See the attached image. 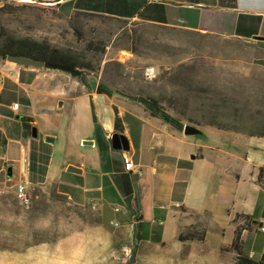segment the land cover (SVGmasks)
<instances>
[{
	"label": "rangeland",
	"instance_id": "obj_1",
	"mask_svg": "<svg viewBox=\"0 0 264 264\" xmlns=\"http://www.w3.org/2000/svg\"><path fill=\"white\" fill-rule=\"evenodd\" d=\"M64 9L56 1L0 0V45L10 35L29 36L87 64L77 78L58 69L51 100L62 95L61 87L84 85L96 92L89 84L95 79L109 91L100 99L113 108L144 112L164 132L184 134L181 126L193 125L201 132L192 136L201 143L216 144L220 131L248 135L264 127V42L238 45L234 37H202L139 20L71 15ZM89 41L94 42L92 50ZM150 66L155 71L151 78L145 75ZM145 97H154L177 123L152 115L141 100ZM33 139L29 163L34 169ZM49 144L40 148L43 160L51 154ZM13 183H0L5 186L0 193V264H250L229 247V228L220 235L225 221L206 231L203 218L199 224L189 217L178 235L152 243L136 238L131 225L105 220L97 207L63 197L52 181L28 180V205L20 202ZM172 230V222H166L165 233ZM243 250L264 264V231H250Z\"/></svg>",
	"mask_w": 264,
	"mask_h": 264
},
{
	"label": "crops",
	"instance_id": "obj_2",
	"mask_svg": "<svg viewBox=\"0 0 264 264\" xmlns=\"http://www.w3.org/2000/svg\"><path fill=\"white\" fill-rule=\"evenodd\" d=\"M39 1H56L69 14L89 11L264 42L255 39L264 37V0ZM56 71L0 57V183L52 181L73 203L97 207L105 220L131 225L136 238L152 243L178 235L189 217L199 224L203 218L206 231L225 221L220 235L229 228L231 239L243 221L236 222V214L249 213L264 224V137L220 131L216 144L201 143L178 130L164 132L139 110L117 105L116 113L101 93L84 85L61 87L62 95L51 100ZM28 116L38 129L34 169L29 163L34 139L26 136L31 134L24 124L30 123ZM115 132L127 138V150L112 147ZM47 134L54 142L44 140ZM83 139L93 144H82ZM45 142L51 154L43 160ZM123 154L133 160V171L124 168ZM9 165L11 176L5 170ZM69 165L79 171H69ZM168 221L173 224L169 235ZM249 233L242 231L243 242Z\"/></svg>",
	"mask_w": 264,
	"mask_h": 264
},
{
	"label": "trees",
	"instance_id": "obj_3",
	"mask_svg": "<svg viewBox=\"0 0 264 264\" xmlns=\"http://www.w3.org/2000/svg\"><path fill=\"white\" fill-rule=\"evenodd\" d=\"M84 13V14H98L103 17H111L114 19H117V21L120 22H127L128 19H123L116 16H109L89 11H74L73 13ZM72 13V14H73ZM71 14V15H72ZM149 26H156V27H162V28H170L173 30H176L177 32H183L190 35H199L202 37H219V34L214 33H208V32H201L197 30H192L188 28H182V27H176L171 25H166L164 23H153V22H144ZM235 42L238 43V45H241L243 43H246L247 41H253L255 44L257 41L255 40H244L240 39L238 37H234ZM88 49H91L94 46V42L89 41L87 44ZM8 55H24L27 57H30L32 59L42 61L44 63H52L57 65H63L65 67L69 68V74L73 77H80L82 75L81 69L84 68L87 64L85 62L79 61L78 57L73 55L72 53L66 51L63 48L53 46L48 41H42L37 40L35 38L29 37V36H7L2 44L0 45V57L3 59H6ZM96 92L97 93H105L108 94L109 91L105 89L103 85L100 83L96 86ZM144 105L150 110L152 115L158 116L165 120L166 122H176V119L168 115L165 111H162V106L160 103L154 98V97H145L141 98ZM115 112L117 111L116 108H114ZM94 113V112H93ZM117 113V112H116ZM27 127L28 131L30 132V123H24ZM183 126H181L182 128ZM248 135L253 136H262L264 137V127H262L258 132L256 133H249ZM262 170V169H261ZM260 170V171H261ZM62 195V193H59ZM63 197H67L65 194L62 195ZM238 219H242V222H239L235 226L234 230V237L231 239L229 243V247L233 249L235 252H237L242 260V262L250 263V264H261V261L250 259L249 256H247L244 253L243 250V241H242V231L244 229L246 230H252L253 226L261 224L260 221H257L253 219V216L249 213L247 214H236L235 221L237 222ZM202 238L204 237V231L201 234ZM264 259V255L262 257Z\"/></svg>",
	"mask_w": 264,
	"mask_h": 264
},
{
	"label": "water",
	"instance_id": "obj_4",
	"mask_svg": "<svg viewBox=\"0 0 264 264\" xmlns=\"http://www.w3.org/2000/svg\"><path fill=\"white\" fill-rule=\"evenodd\" d=\"M255 39L264 40V37L256 36ZM6 60H8L9 62L15 63V64L33 65V66H37V67L44 66V67H47V68H53V69H60V70L69 71V68L65 67L63 65H57V64H52V63H44L42 61H38V60L32 59L30 57L24 56V55H8L6 57ZM89 84H90V87H91L92 90L96 89L97 81L95 79L90 80ZM24 119L31 123L30 134H31V137L36 138L38 136V129H37V126L35 124H33L34 118L32 116H28V117H25ZM183 132L186 135H195L197 133H200L201 130L199 128L193 126V125L186 124V125L183 126ZM44 140L46 142L52 143V142H54L55 138H54L53 135L47 134V135L44 136ZM110 140H111L112 147L115 148V149L123 148L124 150H127L128 147H129L127 138L123 134H120V133H117V132L112 133ZM82 144L91 145V144H93V140H91V139H83L82 140ZM67 169L69 171H77V170L79 171V169H77L73 165H69L67 167ZM6 174L8 176L12 175V166L11 165L7 166Z\"/></svg>",
	"mask_w": 264,
	"mask_h": 264
},
{
	"label": "built area",
	"instance_id": "obj_5",
	"mask_svg": "<svg viewBox=\"0 0 264 264\" xmlns=\"http://www.w3.org/2000/svg\"><path fill=\"white\" fill-rule=\"evenodd\" d=\"M145 75L149 78L154 77L155 76L154 67H152V66L147 67L145 69ZM12 106H13V108H17L18 103H13ZM123 164H124V168L126 169V171H133L135 168L133 160L127 154H123ZM15 188H16L17 197L19 198L20 202H22L25 205H28L30 203V196H29L27 189H26V182L25 181L18 182L15 185ZM4 190H5V186H0V193H2ZM258 228L261 231H264V224L258 225Z\"/></svg>",
	"mask_w": 264,
	"mask_h": 264
}]
</instances>
